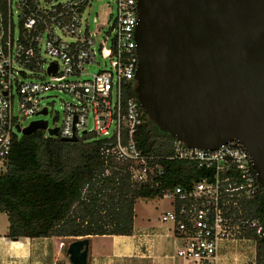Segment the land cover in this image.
Here are the masks:
<instances>
[{"label": "built area", "instance_id": "2783aa9c", "mask_svg": "<svg viewBox=\"0 0 264 264\" xmlns=\"http://www.w3.org/2000/svg\"><path fill=\"white\" fill-rule=\"evenodd\" d=\"M138 1L0 0V161L22 136L17 126L24 129V119L53 111V92L65 95L57 135L48 128L46 138L100 140L106 173L112 161L126 164L133 183L157 188L158 199L169 201L159 220L182 242L175 258L218 264L221 242L247 239L252 229L263 234L243 210L257 193V175L237 138L215 150L176 140L170 159L194 162L212 175L190 188H163L159 158L145 155L135 140L144 111L136 96L127 97L128 84L134 91L137 86Z\"/></svg>", "mask_w": 264, "mask_h": 264}, {"label": "water", "instance_id": "95a60500", "mask_svg": "<svg viewBox=\"0 0 264 264\" xmlns=\"http://www.w3.org/2000/svg\"><path fill=\"white\" fill-rule=\"evenodd\" d=\"M137 9L135 95L144 114L191 149L239 139L263 186L264 0H139ZM47 129L45 120L17 126L22 135ZM89 244L69 245L72 264H88Z\"/></svg>", "mask_w": 264, "mask_h": 264}, {"label": "trees", "instance_id": "16d2710c", "mask_svg": "<svg viewBox=\"0 0 264 264\" xmlns=\"http://www.w3.org/2000/svg\"><path fill=\"white\" fill-rule=\"evenodd\" d=\"M128 88L127 97H135L133 83ZM143 119L135 140L145 155L159 158L164 189L190 188L212 175L194 162L170 159L176 139L145 114ZM101 146L93 138H46L43 130L15 138L0 170V211L8 216L9 238L131 236L137 202L162 192L133 183L126 164L112 161L106 173ZM243 210L263 228L262 235L252 229L245 236L257 244L256 264H264V185L243 202Z\"/></svg>", "mask_w": 264, "mask_h": 264}, {"label": "crops", "instance_id": "0c3cea01", "mask_svg": "<svg viewBox=\"0 0 264 264\" xmlns=\"http://www.w3.org/2000/svg\"><path fill=\"white\" fill-rule=\"evenodd\" d=\"M169 209L170 205L164 211ZM8 235L9 219L0 211V264H72L68 247L85 238L90 243L88 264H186L175 258L182 242L174 238L171 225L160 220L142 224L136 215L131 236L24 237L15 241ZM218 260V264H256L257 244L252 239L223 241Z\"/></svg>", "mask_w": 264, "mask_h": 264}, {"label": "rangeland", "instance_id": "374dc122", "mask_svg": "<svg viewBox=\"0 0 264 264\" xmlns=\"http://www.w3.org/2000/svg\"><path fill=\"white\" fill-rule=\"evenodd\" d=\"M105 3L101 2V6L104 7ZM53 96H58V98L50 101V110L48 115L42 117L37 116L31 119H24L22 125L24 128L28 127L31 122L37 120H45L48 122L49 129H55L60 127L62 118H63V102L68 101V98L65 95L58 94L53 92ZM18 113V102L15 100V114ZM0 170H5L4 162L0 161ZM170 205L169 201L166 199H152V200H139L136 204V219L137 222L142 224H147L148 222L159 221L158 218L161 213L167 209V206Z\"/></svg>", "mask_w": 264, "mask_h": 264}]
</instances>
